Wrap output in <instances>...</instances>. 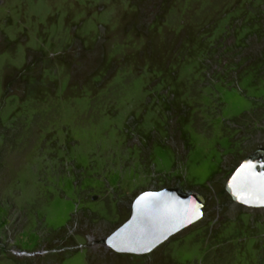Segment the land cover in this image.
Returning a JSON list of instances; mask_svg holds the SVG:
<instances>
[{
    "label": "rangeland",
    "instance_id": "374dc122",
    "mask_svg": "<svg viewBox=\"0 0 264 264\" xmlns=\"http://www.w3.org/2000/svg\"><path fill=\"white\" fill-rule=\"evenodd\" d=\"M260 146L264 0H0V264H264V208L225 190ZM164 187L201 218L99 242Z\"/></svg>",
    "mask_w": 264,
    "mask_h": 264
},
{
    "label": "water",
    "instance_id": "95a60500",
    "mask_svg": "<svg viewBox=\"0 0 264 264\" xmlns=\"http://www.w3.org/2000/svg\"><path fill=\"white\" fill-rule=\"evenodd\" d=\"M232 200L264 208V147L246 155L228 177ZM205 199L196 190L164 187L140 192L127 220L99 240L118 253L144 254L202 216Z\"/></svg>",
    "mask_w": 264,
    "mask_h": 264
},
{
    "label": "trees",
    "instance_id": "16d2710c",
    "mask_svg": "<svg viewBox=\"0 0 264 264\" xmlns=\"http://www.w3.org/2000/svg\"><path fill=\"white\" fill-rule=\"evenodd\" d=\"M4 141H5V139H4ZM4 141H3V142H4Z\"/></svg>",
    "mask_w": 264,
    "mask_h": 264
}]
</instances>
